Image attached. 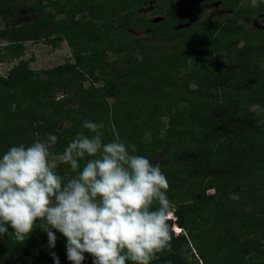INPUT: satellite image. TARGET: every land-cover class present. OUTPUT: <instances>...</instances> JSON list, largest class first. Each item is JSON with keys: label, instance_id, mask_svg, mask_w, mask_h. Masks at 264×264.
<instances>
[{"label": "trees", "instance_id": "16d2710c", "mask_svg": "<svg viewBox=\"0 0 264 264\" xmlns=\"http://www.w3.org/2000/svg\"><path fill=\"white\" fill-rule=\"evenodd\" d=\"M150 2L155 14L165 9L158 23L140 14ZM222 5L233 10L236 21L264 9L262 3L242 8L246 4L241 0H222ZM199 7V0H0V15L7 19L27 10L34 15L24 23L13 17L0 29V38L7 42L0 49V65L19 60L7 77L0 75V156L12 145L44 141L48 133L59 137L51 147L59 154L85 131L83 121L102 122L105 142L118 136L135 144L138 154L160 164L168 178L171 213L185 233L176 236L171 228L168 247L151 264H210L196 241L210 243L228 235L233 252L240 254L234 264H264V68L256 60L260 48L243 32L244 24L191 19ZM138 29L145 30V38L126 39ZM253 32L262 35L264 30ZM232 40L242 50L239 59L227 58L233 67L227 70L218 56L235 49ZM29 41L53 48L66 42L74 50L75 63L32 70L30 59H23ZM109 52L117 58L110 60ZM101 81L104 91L96 87ZM257 106L261 111L252 112ZM222 108L229 112L215 116ZM58 171L65 178L70 175L67 165L59 164ZM169 223L173 227V220ZM34 227L37 232L22 243L9 229L0 239V264H55L52 251L60 264H70L65 238L57 232L56 247L46 244L40 249L36 240L41 229ZM194 246L201 262L187 256L193 255ZM85 255L84 264H92Z\"/></svg>", "mask_w": 264, "mask_h": 264}, {"label": "clouds", "instance_id": "9594fccd", "mask_svg": "<svg viewBox=\"0 0 264 264\" xmlns=\"http://www.w3.org/2000/svg\"><path fill=\"white\" fill-rule=\"evenodd\" d=\"M241 3L258 7L264 0ZM82 128L58 156L69 168L67 178L50 157L59 141L51 133L0 156V239L11 229L22 243L39 225L49 249L57 232L65 238L70 264H84L85 254L92 264H151L168 247L171 228L176 236L184 233L171 213L168 178L135 144L118 136L105 142L104 123L85 120Z\"/></svg>", "mask_w": 264, "mask_h": 264}, {"label": "rangeland", "instance_id": "374dc122", "mask_svg": "<svg viewBox=\"0 0 264 264\" xmlns=\"http://www.w3.org/2000/svg\"><path fill=\"white\" fill-rule=\"evenodd\" d=\"M11 1H18L20 3L24 2V1H29V0H11ZM264 5V3H262ZM249 4H246V7ZM204 7V5L202 6ZM154 8L152 5H145L144 7L141 8L140 10V14H143L145 16H148V18L150 20H156L158 18H164L165 17V9L163 10V13H159V14H155V11L153 12ZM215 11V9H207L206 8V19L210 20L212 19V13ZM13 17H17L18 22L17 23H24V22H29L30 19H32V17H34L33 12L32 11H21L20 13L14 15H10L9 19H7V16H3L0 15V29H3L4 27H6V21L10 20ZM262 17V16H261ZM261 17H259V15H253V17L250 20V23L246 25V29L245 32L249 33V41H251V43H253L254 45L258 46L260 49H258L261 53V55L259 54L258 56H256V60L258 62V67L260 68H264V45L263 47L261 46V42L264 41V32H262V35H257L255 32L256 30H262L264 27V20L263 22H258V19H260ZM264 18V17H263ZM244 21V20H242ZM258 22V23H257ZM244 22H241V24H243ZM260 23V24H259ZM259 24V25H258ZM253 32V33H252ZM131 35L130 37H126L127 40H131L132 38L136 39V42H139L142 38H144L146 36V32L145 30H133L130 32ZM229 39V38H228ZM231 47L232 45H235V49L232 47L231 50L228 49V51L222 52L220 53L219 56V60L221 62V64H223L224 67H226L227 63L226 61L229 59V62H233L236 59H239V53L240 50H242V47H237V44L235 43V41H231ZM7 45V42L0 38V49L4 48V46ZM239 46H242L243 43L238 44ZM25 55L23 57V59L29 60L30 59V68L32 70L35 71H41L43 72V70H47V69H51V68H55L57 66L60 65H64L66 63H72L75 61V56H74V50L72 47H70V45L66 42H62L60 44L59 47L57 48H53L52 46L44 43V42H27L25 43ZM217 55H219V53H217ZM232 55V58H229V56ZM226 57L228 58L226 60ZM108 58L110 60H114L117 58V56L115 54H113L112 52L108 53ZM242 61L244 60L243 58L241 59ZM19 62L18 61H14V62H5L4 64L0 65V75L7 77V73L9 70H11V68L13 67L14 64H17ZM75 63V62H74ZM113 72H116L117 69H110ZM99 74V70L95 72V76H97ZM42 75H44L42 73ZM253 83L252 81H249V85H251ZM91 84V81L89 80L86 84V86H89ZM96 87H98L101 91H104V82H98L96 83ZM248 87V86H245ZM61 98V95H59ZM110 102H113L110 99ZM183 105V104H182ZM71 108V107H70ZM228 108H222L221 113L215 112V116H219V115H223L226 114L227 112H229V110H227ZM251 111L252 112H256L259 113L261 111L260 107H251ZM228 123L224 122L222 125L224 127L227 126ZM58 156L59 154H56L54 151H50V157L51 159H53V161L57 162L58 166H59V162H58ZM232 199H237L236 195H232ZM174 216L176 217V215L174 214ZM38 228L35 229L33 232H37ZM185 233V232H184ZM57 234V233H56ZM222 234L225 235L226 232L225 230L222 231ZM33 233L31 234L32 237ZM35 235V234H34ZM39 237H40V241L36 240V245L39 246L40 249H42L46 244H48V239L46 238L47 235L46 233H44L42 230H40L39 233ZM212 239V238H209ZM231 240H230V235H228V237L225 236H221L218 237L217 239H215L214 242H210V243H206L203 241H196V245L201 249V252H203L204 257L207 259V261L210 264H234L233 262L235 261H239L240 259V254L239 252H233L234 250V246L233 244H231ZM65 244H66V240L64 239V248H65ZM192 254L193 255H189L188 253V257L190 259H193V256H195L194 258H196L198 261L201 262L202 257L198 252V249L194 246V248L192 249ZM53 252V251H52ZM256 260V257H255ZM258 260V258H257ZM251 261H249L248 263H250ZM31 260L27 261V262H22L19 264H30ZM238 263V262H237ZM235 263V264H237ZM200 264V263H199ZM239 264V263H238Z\"/></svg>", "mask_w": 264, "mask_h": 264}, {"label": "flooded vegetation", "instance_id": "af4514ba", "mask_svg": "<svg viewBox=\"0 0 264 264\" xmlns=\"http://www.w3.org/2000/svg\"><path fill=\"white\" fill-rule=\"evenodd\" d=\"M226 1L228 2L230 0H226ZM146 5H152L154 8L153 12L155 11V5L153 3L150 2V3H147ZM199 5H200L199 9L194 10V14H192L190 16V18L196 20L197 22H199L201 24L202 23L203 24H208V23L209 24L210 23L218 24V23H220V24L225 25V24H230V23H235V22L237 24H241V22H244L243 23L244 24L243 32L246 34H249L248 32H245V30H247L246 25L250 23V20L254 14L259 15V17L262 16L260 19H258V22H260V21L263 22V20H264V18H263L264 17V9H261L259 13H253L251 18L246 17L244 19L236 21L235 19L234 20L232 19L233 10L229 9L227 7L226 8L223 7L222 0H199ZM203 5H204V7H202ZM206 8L211 9V10L215 9V11L212 13V19H210V20L206 19ZM242 8H246V5L242 6ZM234 15H235V13H234ZM242 20H244V21H242ZM262 30H264V27ZM218 31H219V33L222 32L220 29ZM168 39L172 40V39H174V37H168ZM263 45H264V41L261 42L262 47H263ZM218 59H219V56H218ZM226 60H227V57H226ZM219 62H220V60H219ZM226 63H227V65L225 68H227V70H232L233 67L228 63V60L226 61Z\"/></svg>", "mask_w": 264, "mask_h": 264}, {"label": "water", "instance_id": "95a60500", "mask_svg": "<svg viewBox=\"0 0 264 264\" xmlns=\"http://www.w3.org/2000/svg\"><path fill=\"white\" fill-rule=\"evenodd\" d=\"M160 21V18H158V19H156L154 22H159ZM189 25V24H188ZM181 27H182V25H181Z\"/></svg>", "mask_w": 264, "mask_h": 264}]
</instances>
